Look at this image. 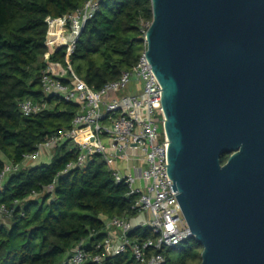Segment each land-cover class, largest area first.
I'll list each match as a JSON object with an SVG mask.
<instances>
[{
	"label": "trees",
	"instance_id": "trees-1",
	"mask_svg": "<svg viewBox=\"0 0 264 264\" xmlns=\"http://www.w3.org/2000/svg\"><path fill=\"white\" fill-rule=\"evenodd\" d=\"M84 1L0 0V173L7 162L22 163L24 155L50 136L72 128L79 106L47 96L42 89V73L49 65L70 66L79 80L101 90L138 63L145 43L143 31L153 21L151 0H105L69 59L66 47L49 54L47 19L71 14ZM25 100L44 101L49 107L26 117L19 108ZM51 154L50 162L31 163L9 178L0 192V207L19 202L12 218L5 220L9 224L0 223V264H64L83 240H88L86 249L92 252L107 236L109 219L137 216L132 207L138 198L128 196V188L116 183L100 155H93L86 167L61 175L77 159L75 146L67 142ZM229 157H222V165ZM55 181V191L46 194ZM33 193L39 198L33 199ZM130 238L155 239L148 227L135 229ZM202 252L195 238L164 250L166 264H201ZM105 264L136 262L129 252Z\"/></svg>",
	"mask_w": 264,
	"mask_h": 264
},
{
	"label": "water",
	"instance_id": "water-1",
	"mask_svg": "<svg viewBox=\"0 0 264 264\" xmlns=\"http://www.w3.org/2000/svg\"><path fill=\"white\" fill-rule=\"evenodd\" d=\"M151 2L164 167L201 264H264V0Z\"/></svg>",
	"mask_w": 264,
	"mask_h": 264
},
{
	"label": "built area",
	"instance_id": "built-area-1",
	"mask_svg": "<svg viewBox=\"0 0 264 264\" xmlns=\"http://www.w3.org/2000/svg\"><path fill=\"white\" fill-rule=\"evenodd\" d=\"M104 1L85 0L71 14L48 18L46 46L49 54L66 47L69 59L86 24L100 12ZM148 29L143 31L144 49L136 66L123 72L118 80L107 83L101 90H95L79 80L70 66L66 68V80L69 82L65 83V79L56 76L49 65L42 73V89L47 96H57L79 106L72 128L50 136L33 153L24 155L22 163L7 162L0 173L2 192L9 178L40 160L45 152L72 141L77 159L68 164L61 175L75 168L86 167L93 155H100L116 183H123L128 188V196L138 198L132 207L137 211L136 217L109 219L104 240L97 243L92 252L86 249L88 240L81 241L64 264H105L107 260L129 252L136 264H166L164 250L176 248L194 238L174 196L177 193L172 192L169 167H164L169 166V140L165 132L164 139H161L163 124L159 88L149 70L151 65L145 60ZM132 84L140 88L139 94L127 92ZM48 107L44 101L31 100L19 105L26 117L36 116ZM134 161L138 164H133ZM121 165L125 166L124 170ZM55 188L56 181L44 192L50 194ZM32 198H39V194L33 193ZM18 205L19 202L14 201L12 207L1 206L0 221L12 218ZM145 227L150 228L155 239L134 241L130 238L135 229Z\"/></svg>",
	"mask_w": 264,
	"mask_h": 264
},
{
	"label": "crops",
	"instance_id": "crops-1",
	"mask_svg": "<svg viewBox=\"0 0 264 264\" xmlns=\"http://www.w3.org/2000/svg\"><path fill=\"white\" fill-rule=\"evenodd\" d=\"M50 67L52 68V70H53V72H54V74L56 76L61 77L63 79H66L68 77V73H67V70H66L65 67L60 66V65H57V64H52V65H50ZM127 92L129 94H135V93L136 94H139L140 88H138V86L136 84H132L128 88ZM69 142H71L72 144H74V142H72V141H69ZM51 155H52L51 152H49V151L48 152H45L44 155L42 156L44 158L42 162L47 163L45 160L46 159H49V158L51 160L52 159V156ZM133 164L136 165V164H138V162L134 161ZM121 167H122V170H124L125 166L121 165ZM133 173H136V172L133 171Z\"/></svg>",
	"mask_w": 264,
	"mask_h": 264
},
{
	"label": "rangeland",
	"instance_id": "rangeland-1",
	"mask_svg": "<svg viewBox=\"0 0 264 264\" xmlns=\"http://www.w3.org/2000/svg\"><path fill=\"white\" fill-rule=\"evenodd\" d=\"M50 152H51V151H50ZM41 159H42V161H43L44 158L42 157ZM41 159L38 160V161H41ZM45 161H46L47 163L50 162V158H49V159H46ZM34 163H35V162H34ZM36 163H37V162H36ZM0 223H6V224H9V221H0Z\"/></svg>",
	"mask_w": 264,
	"mask_h": 264
}]
</instances>
